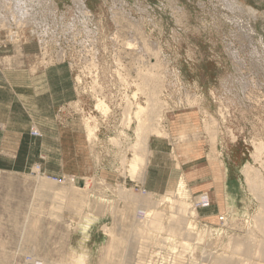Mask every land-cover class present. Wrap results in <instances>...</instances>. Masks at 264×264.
<instances>
[{
	"label": "rangeland",
	"instance_id": "1",
	"mask_svg": "<svg viewBox=\"0 0 264 264\" xmlns=\"http://www.w3.org/2000/svg\"><path fill=\"white\" fill-rule=\"evenodd\" d=\"M0 16V264H264V0Z\"/></svg>",
	"mask_w": 264,
	"mask_h": 264
},
{
	"label": "bare ground",
	"instance_id": "2",
	"mask_svg": "<svg viewBox=\"0 0 264 264\" xmlns=\"http://www.w3.org/2000/svg\"><path fill=\"white\" fill-rule=\"evenodd\" d=\"M8 3V2H7ZM15 14V13H14ZM1 17V16H0ZM101 102V101H100ZM100 106H102V102H101V105H100V103L98 104L97 103V107L99 108ZM141 108V107H140ZM140 108H139V110H140ZM137 112V111H136ZM139 114V113H138ZM143 136V135H142ZM141 139H143V138H141ZM141 142V141H140ZM141 146V145H140ZM245 167V166H244ZM245 173H246V177H247V179H248V181H249V184H250V186L251 187H253V186H255V179H256V177L254 178L253 177V175H252V170L250 169V168H248V167H245ZM47 177L48 178H51V179H53V180H55L56 178H54V177H52V176H48L47 175ZM183 183L184 182H180V184H179V188H178V192H179V195L180 194H182V192H184L183 190H184V186H183ZM181 196V195H180ZM185 196V195H184ZM142 201H144L143 199H142ZM170 202H171V200H170ZM205 202V201H204ZM161 204V203H160ZM148 215V214H147ZM146 215V216H147ZM148 219V218H147ZM188 228H189V226H188Z\"/></svg>",
	"mask_w": 264,
	"mask_h": 264
},
{
	"label": "crops",
	"instance_id": "3",
	"mask_svg": "<svg viewBox=\"0 0 264 264\" xmlns=\"http://www.w3.org/2000/svg\"><path fill=\"white\" fill-rule=\"evenodd\" d=\"M77 155V154H76ZM75 159H77V157H75ZM157 168V167H156ZM13 169V168H12ZM200 173H202V168L201 169H198V174H200ZM175 174H177V173H175ZM61 174H59V175H48V176H52V177H58L59 179L60 178H64L65 176H64V174L63 175H61ZM156 175H161V173L157 170L156 171ZM71 177H73L74 175H70ZM172 183H174V181H173V179H171V180H169L166 184L167 185H170V184H172ZM18 203V201L16 200L15 201V204H17ZM10 204L12 205L13 204V200L12 201H10Z\"/></svg>",
	"mask_w": 264,
	"mask_h": 264
}]
</instances>
